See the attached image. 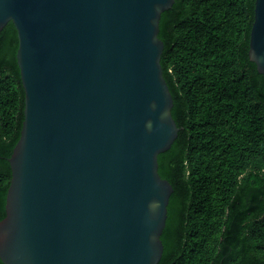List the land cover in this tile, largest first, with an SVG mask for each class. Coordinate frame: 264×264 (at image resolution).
<instances>
[{
    "label": "water",
    "instance_id": "95a60500",
    "mask_svg": "<svg viewBox=\"0 0 264 264\" xmlns=\"http://www.w3.org/2000/svg\"><path fill=\"white\" fill-rule=\"evenodd\" d=\"M174 0H0L17 33L23 120L0 220L3 264H157L180 129L160 63ZM249 60L264 75V0Z\"/></svg>",
    "mask_w": 264,
    "mask_h": 264
},
{
    "label": "trees",
    "instance_id": "16d2710c",
    "mask_svg": "<svg viewBox=\"0 0 264 264\" xmlns=\"http://www.w3.org/2000/svg\"><path fill=\"white\" fill-rule=\"evenodd\" d=\"M254 0H174L158 38L180 128L157 157L172 186L157 264H264V75L249 60ZM17 33L0 30V220L19 139ZM0 264H3L0 261Z\"/></svg>",
    "mask_w": 264,
    "mask_h": 264
}]
</instances>
